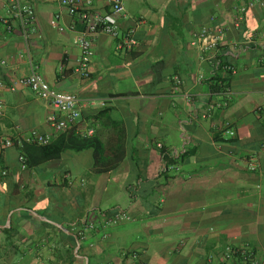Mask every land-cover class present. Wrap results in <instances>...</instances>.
<instances>
[{
	"label": "crops",
	"instance_id": "obj_1",
	"mask_svg": "<svg viewBox=\"0 0 264 264\" xmlns=\"http://www.w3.org/2000/svg\"><path fill=\"white\" fill-rule=\"evenodd\" d=\"M13 1L0 0V83L8 87L0 94V171H8L0 179V245L12 228L19 248L1 250L0 264H226L227 247L264 264L261 0H124L121 27L136 30L137 46L123 52L114 38L95 35L86 74L79 17L59 0H20L35 11L26 41L16 20L4 22ZM245 5L237 27L236 7ZM108 9L96 1L94 11ZM216 26L226 29L217 57L236 73L227 70L229 89L213 95L220 61L203 60L193 42ZM33 69L79 97V134L93 130L106 148L124 138L116 169L99 172L93 150L22 168L23 140L38 131L55 141L63 133L49 118H66L29 88L9 89ZM226 126L235 138L215 141ZM4 140L14 145L3 149ZM17 185L23 192L15 195ZM118 212L131 220L111 223Z\"/></svg>",
	"mask_w": 264,
	"mask_h": 264
},
{
	"label": "built area",
	"instance_id": "obj_2",
	"mask_svg": "<svg viewBox=\"0 0 264 264\" xmlns=\"http://www.w3.org/2000/svg\"><path fill=\"white\" fill-rule=\"evenodd\" d=\"M96 1L97 0H59L64 7L69 8L71 14L79 17L84 25L79 45L82 51V58L80 60L82 66L81 69L85 74L87 73L90 60L94 56L93 37L95 35L103 33L114 38L118 41V49L123 52H131L138 44L136 30H123L121 27V21L127 16L124 0H105L109 8L106 12L94 11ZM261 5L264 6V0H261ZM236 11L238 13L236 26L239 27L245 19L248 7L246 5L237 6ZM9 13V17L4 22L9 25L11 19L16 20L20 25L26 41H28L29 29L35 21L34 8L31 5H23L20 0H14ZM225 41V27L216 26L213 29L203 30L196 36L193 44L201 51L203 60L216 61L217 53ZM226 69L234 74L236 73V70L231 66L226 67ZM18 86L29 88L39 99L49 102L58 112L66 115V118L64 119L59 118L57 115H52L49 118V123L58 133L66 132L71 126H75L81 118V101L79 97L71 93H64L54 89L45 81L36 69H33L30 76L20 79L16 84L10 86L9 89L15 91ZM6 88L8 87L1 82L0 94H2ZM4 115L5 105L0 101V120ZM210 115L211 110H208L204 115V118L209 117ZM93 134L94 131L89 130L86 136L91 137ZM224 134L230 138H235L236 136L235 131L228 126L224 127ZM53 140L54 138L52 136L42 134L38 131H32L23 142L25 144L47 146L50 145ZM13 145L14 143L12 140H4L2 148L8 149ZM159 148L163 149V146L159 145ZM20 162L22 168L26 170L27 164L24 155H21ZM249 169L251 171H257L258 165L255 159L250 161ZM7 176L8 171H0V179H4ZM125 220H131L130 215L125 212H118L112 217L110 222L117 224ZM89 228L93 229L94 226L91 225ZM80 236H84V233L80 232ZM234 257H240L246 263H251L253 261L252 255L249 251L240 248L227 247L224 258L227 261H230Z\"/></svg>",
	"mask_w": 264,
	"mask_h": 264
},
{
	"label": "trees",
	"instance_id": "obj_3",
	"mask_svg": "<svg viewBox=\"0 0 264 264\" xmlns=\"http://www.w3.org/2000/svg\"><path fill=\"white\" fill-rule=\"evenodd\" d=\"M217 60L220 61L218 65V73L210 81V89L213 95L223 94L229 89V77L224 75L227 72L226 67L228 64L224 62L220 57H217ZM229 72V71H228ZM224 138V129L217 130L215 132V141L223 142ZM125 141L122 137L120 144L112 145L111 148H106L97 138L82 136L78 133L77 127L72 126L66 132L61 134L55 141L47 146H39L36 144H26L21 147V155H24L26 158L27 169L35 168L41 164L48 162L53 159L59 158L63 153L68 151L70 152H82L85 150L94 151L95 167L99 172H106L113 169H116L119 164L122 162L125 156ZM110 157L106 159V155ZM111 155L113 156L111 159ZM36 157V159H35ZM165 160L169 164L174 162L171 161L169 157H165ZM23 191L21 185H17L14 191L15 195L21 194ZM7 240L3 245H0V251H4L7 254L11 252L16 254L18 251V245L15 241V238L19 234L18 231L13 230L12 228L6 230ZM226 264H251L246 263L240 257H234L230 263Z\"/></svg>",
	"mask_w": 264,
	"mask_h": 264
}]
</instances>
